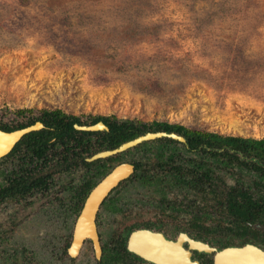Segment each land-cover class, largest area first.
<instances>
[{
    "label": "rangeland",
    "instance_id": "rangeland-1",
    "mask_svg": "<svg viewBox=\"0 0 264 264\" xmlns=\"http://www.w3.org/2000/svg\"><path fill=\"white\" fill-rule=\"evenodd\" d=\"M47 110L86 123L115 117L264 139V0H0V125ZM14 161L1 163L0 177ZM48 171L56 188L80 181L76 171ZM127 186V201L149 194ZM144 201L141 220L164 213L157 201ZM206 207L183 213L189 222L180 228L196 235L220 225L228 233L225 215L211 207L212 218L199 226ZM0 208V222L11 213L9 221L17 220L13 200ZM35 222L29 236V227L8 233L0 223V264H43L40 234L51 228ZM91 249L88 243L75 261L64 254L52 264L92 261Z\"/></svg>",
    "mask_w": 264,
    "mask_h": 264
},
{
    "label": "trees",
    "instance_id": "trees-1",
    "mask_svg": "<svg viewBox=\"0 0 264 264\" xmlns=\"http://www.w3.org/2000/svg\"><path fill=\"white\" fill-rule=\"evenodd\" d=\"M26 112L19 111V114ZM99 121L109 127V133L77 131L74 125H82L81 119L61 110L43 111L36 119H29L14 127L0 125V130L4 132L23 129L36 122H42L46 127L26 135L7 157L0 160V165L16 158L19 163H23L24 173L27 165L32 168L33 176L43 171L49 163L62 164L58 158L66 162L70 156L78 158L84 154L92 156L103 150H113L147 132L177 133L185 138L186 144L158 139L107 160L85 162L86 166L94 167L92 172H96L89 186L96 185L122 159L138 154L148 155L146 165L152 168L156 166L160 173L141 177L144 180L146 176L147 187L163 188L160 191L163 197L175 190H193L202 194L203 198L194 201V205L199 207L207 206L202 217L195 219L200 221L199 226L204 227L206 218H212L211 209H216L225 215L230 221L228 225L237 233L241 232L244 236L262 235L261 231L252 229V225L260 223L264 226V139L223 136L188 129L179 124L155 122L145 125L135 121H120L115 117H98L90 123ZM62 146L64 157L57 151ZM140 164L138 162V172ZM92 172L89 173L90 177ZM2 174L7 177L9 186L36 187L47 184L46 181L50 179V176H46L29 182L24 175L18 176L8 168ZM228 179L234 181L230 188L226 186Z\"/></svg>",
    "mask_w": 264,
    "mask_h": 264
},
{
    "label": "flooded vegetation",
    "instance_id": "flooded-vegetation-1",
    "mask_svg": "<svg viewBox=\"0 0 264 264\" xmlns=\"http://www.w3.org/2000/svg\"><path fill=\"white\" fill-rule=\"evenodd\" d=\"M100 122H102L108 128V130H77L75 126L78 124H75L74 128L81 132L109 133L110 129L103 121L96 123L82 122L83 124L78 126L86 128L97 125ZM45 128L46 127L44 126L43 129ZM51 142H55V140H52ZM52 149L55 150L56 148ZM57 151L62 157H64V154L62 153L63 146L59 147ZM98 153H95L92 156H87V154H84L83 156L80 155L78 158H71L70 156L68 158L69 160L66 162L63 159L58 158L62 164L55 165L56 163H49L44 167L43 171L37 172L33 174V176H31L32 168L27 165V171L24 173L23 163H19L17 160L14 161L13 167L11 168V170L14 171L18 176L24 175L25 180L29 182H32L37 178L50 176L48 170L52 169V167H55L56 170L65 169V171L69 172L76 171L80 173L78 175L80 179L78 184H74L70 181L67 185L56 188V186L54 187L52 185L51 180L53 177L50 176V179L46 181L47 184L45 185L36 187H20V185L9 186V184H7V177H0V207L3 206L7 201L12 200L19 207L16 209V213L19 212V216L15 222L9 221L13 218L12 213L10 219L0 222L1 224L5 225L4 230L7 228L6 232H12L13 228L19 225L18 227H29V236L32 231V225H34L32 223L34 218L37 225H40L41 221H47V223H49L47 225H49L51 229L46 231V233H44L45 231H42L40 234L41 247H43L42 254L45 256L43 264H52L54 258H58L57 261L60 263L61 258L65 257L64 254H66L71 261H75L73 259H77V257L80 256L83 248L88 243H90L92 247L90 251L92 261L88 262H91L92 264H194V262H197L198 264H216V257L222 256L227 249H242L246 246H254L264 252V226L260 223L252 225V229L261 231L262 235L248 234L244 236L241 232L237 233L236 230L231 229V227L228 225L230 223L228 219H225V221H227V225H225L224 229H222V232H224L226 229V232L228 233L221 234V229H219L220 225L216 226V228H213L212 231L195 230L196 235L190 232L188 230L189 228L187 227L184 230L180 228L178 225L179 223L189 222L188 219L182 216V214H188L190 209L193 211L194 208H200L199 206L194 205V201L197 202L199 199L203 198L202 194H200L199 191L195 192L193 190H183V192L175 190L172 192V194H169L167 197L165 196V198L160 192L163 188L147 187L148 185L145 184L146 176L144 178L145 182L141 179V177L146 174L157 175L160 173V170L156 169V166H153L154 168H152L151 165H146L148 164L146 163L148 161V155L138 154L132 158L126 157L122 159L121 163H117L116 166L113 167L114 169L115 167L122 164H130L134 167V170L126 180L122 181L108 194L97 212L95 222L102 250L100 258L97 257L93 243L89 239L85 240L82 248L79 251V254H77L75 257H72L69 250L74 240V230L76 223L85 207L86 201L91 196V193L96 188V186L113 170L112 169L96 185L92 187L89 186L90 183H93L92 179L94 178L96 172H92L94 167L86 166L84 163L99 161H90V159H92V157ZM107 159L109 158L100 160ZM138 162H141L139 172L137 170ZM79 169L81 172H79ZM90 172H92V177L89 176ZM18 176L15 178L18 179ZM129 184L132 185L131 190L139 189L146 191V194H149L145 197H142L143 200L136 198L133 202H130V200L127 201V199H133L131 196L133 192L127 189V187H130L127 186ZM156 189L160 190L158 191ZM172 195L175 197H172ZM149 198L157 201L156 205L159 207V209L163 210L164 213L158 216L156 220L151 219L146 223L144 219L141 220V218H143L141 216L146 214L145 207L149 202L144 200H148ZM168 210L172 212V215L167 212ZM179 214L180 216H178ZM40 216L42 217L41 220ZM121 223L122 226L119 230L116 226L121 225ZM189 225L196 226L194 223H190ZM65 226H71L68 237H66L64 232H62L64 231ZM146 230L153 232L151 238L154 236L157 237V240H154V244L153 239L148 240V242H152V244L147 246V241L145 238L150 237L147 235H142V238L139 240V244L146 247L147 249L145 250L147 251L145 255L136 254L129 249L131 237L135 232ZM23 236H25V234ZM2 239L3 238H1V240ZM15 239L16 236L12 238V241ZM65 239H67L66 241L69 242V246H60V242H63ZM233 240H236L237 242L233 244ZM192 243H199V247L206 245L213 249V251L206 252L199 247H195V245L193 246ZM153 246L156 247L152 249ZM56 247H58V249H56ZM2 252L5 253L7 251L3 250ZM147 255L151 257L153 256L154 259L152 260L151 258H147ZM88 262L85 261L84 264Z\"/></svg>",
    "mask_w": 264,
    "mask_h": 264
},
{
    "label": "water",
    "instance_id": "water-1",
    "mask_svg": "<svg viewBox=\"0 0 264 264\" xmlns=\"http://www.w3.org/2000/svg\"><path fill=\"white\" fill-rule=\"evenodd\" d=\"M77 130H88V131H100L108 130V128L102 123H98L94 126L89 127H79L75 126ZM44 128V125L40 122L36 123L33 126L27 128L15 130L12 132H4L0 130V160L8 156L15 146L28 134L41 131ZM158 139H171L181 143H186V140L183 136L177 133H167V132H147L144 135H141L133 140H130L114 150H107L96 154L90 161L106 159L118 155L120 153L126 152L128 150L134 149L135 147L154 140ZM134 167L130 164H122L115 167L93 190L91 196L86 201L85 207L76 223L74 230V240L72 242L71 248L69 250L70 255L75 257L79 254L80 249L82 248L85 240L89 239L92 241L94 249L96 251L97 257L101 256V246L99 241V236L96 227V215L97 212L108 196V194L116 188L122 181L126 180L132 173ZM87 231V232H85ZM142 235L151 236L153 232L151 231H138L133 233L129 245V249L136 254L145 255L147 249L144 246H141L139 243ZM155 235V234H154ZM146 240V239H145ZM149 240V239H148ZM152 242L147 241V246H150ZM199 244V243H198ZM202 245V244H201ZM199 247L206 252H212L213 249L206 245ZM154 249V247H152ZM149 249V250H152ZM147 258L154 257L146 256ZM166 264V263H163ZM194 264H198L194 262ZM216 264H264V252L259 248L254 246H246L245 248H231L225 250V253L222 256L216 257Z\"/></svg>",
    "mask_w": 264,
    "mask_h": 264
},
{
    "label": "bare ground",
    "instance_id": "bare-ground-1",
    "mask_svg": "<svg viewBox=\"0 0 264 264\" xmlns=\"http://www.w3.org/2000/svg\"><path fill=\"white\" fill-rule=\"evenodd\" d=\"M3 142H4V141H3ZM3 142H2V140H0V144H2ZM85 232H87V231H85ZM156 238H157V237H154V236H152V238H151V236H150V238L146 237L145 239H146V241H148V239H149V240H150V239H153V244H154V243H155L154 240H157ZM192 245H193V246L195 245V247H199L200 244H198V243H197V244L192 243ZM163 246H166V245H163ZM153 247H156V246H153ZM161 247H162V246H161ZM176 249H177V248H176Z\"/></svg>",
    "mask_w": 264,
    "mask_h": 264
}]
</instances>
